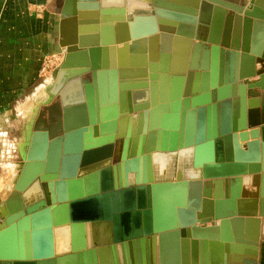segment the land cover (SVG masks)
I'll use <instances>...</instances> for the list:
<instances>
[{
	"label": "water",
	"instance_id": "1",
	"mask_svg": "<svg viewBox=\"0 0 264 264\" xmlns=\"http://www.w3.org/2000/svg\"><path fill=\"white\" fill-rule=\"evenodd\" d=\"M96 1L65 0L61 16L82 19ZM162 1L129 22V48L149 40L138 70L116 69L113 48L101 65L107 44L95 39L63 44L0 205V264H57L61 254L106 264L105 252L109 264H209L218 225L225 243L211 264H256L257 232L232 243L228 227L240 237L237 218L264 217V0ZM177 53L182 65L170 69ZM158 153L175 170L158 172ZM230 181L254 189L223 196Z\"/></svg>",
	"mask_w": 264,
	"mask_h": 264
},
{
	"label": "crops",
	"instance_id": "2",
	"mask_svg": "<svg viewBox=\"0 0 264 264\" xmlns=\"http://www.w3.org/2000/svg\"><path fill=\"white\" fill-rule=\"evenodd\" d=\"M64 1L0 0V144L3 142L0 145V155L4 153L5 145L10 141V137L13 138V133L20 130L21 125L26 128L33 119L37 108L36 100L38 102L44 97L37 95L40 88L38 85L43 80L35 83L42 58L47 54L60 52L62 53L61 64L64 58L63 44L70 42L74 36L84 37L88 43L95 39L96 43L107 44L101 47L99 60L101 65H104L105 58H110V48L114 49L116 69L122 68L124 71L133 72L149 63L148 39L138 40L129 48L131 34L129 22L135 16L152 15L153 0H97L95 3L97 6L85 9L83 12L85 17L82 19L75 16L62 18ZM162 2L173 5L168 0ZM164 9L172 11L168 6ZM158 42L160 43V40L157 37V45ZM105 50L108 53L104 54ZM180 57L182 56L179 53L171 54L167 66L170 69L181 66ZM155 63L160 65V59L156 58ZM259 67L257 63L255 68ZM84 77L88 78L89 75ZM35 90L37 96L34 95ZM13 144L16 150L17 145L21 150L24 149L22 142L16 138ZM241 189L253 191L254 187L244 184ZM241 189H236L231 181L226 187L223 185L218 187L223 196L226 192L228 196H231L238 190L240 192ZM228 206L230 205L224 204V207ZM213 211L214 213L216 211L215 205H213ZM237 219H241L240 227L236 228V234L240 233V237L235 235L233 226L230 224L228 229L231 242L235 243L238 238L245 241L247 229L253 228L259 236L256 264H264V217L256 215ZM219 223L214 222V224ZM206 225H211V222ZM218 226L221 227V225ZM220 227H217L218 239L213 242L215 244L210 242L207 248L209 264H211V257L212 259L214 256L217 257L219 245L225 243L221 238ZM181 250L180 244L170 248V251H176L178 256L181 255ZM190 253L188 248V254ZM105 262L109 264L106 252Z\"/></svg>",
	"mask_w": 264,
	"mask_h": 264
},
{
	"label": "rangeland",
	"instance_id": "3",
	"mask_svg": "<svg viewBox=\"0 0 264 264\" xmlns=\"http://www.w3.org/2000/svg\"><path fill=\"white\" fill-rule=\"evenodd\" d=\"M35 8V7H34ZM33 9V8H32ZM40 13V12H37ZM62 60V53L56 52V53H51L47 54L42 58L40 68L38 71V79L35 83L42 82L38 85L40 88L42 85L45 83L46 79L48 77H53L54 79V72L55 68L59 67L60 61ZM38 89V91L40 90ZM36 90L34 91V95H36ZM42 95L43 93H37V95ZM36 95V96H37ZM44 96V94H43ZM41 97V96H40ZM46 97V96H44ZM43 97V99H44ZM42 99V100H43ZM34 100V99H32ZM37 103V100H36ZM21 132V133H20ZM14 136L13 138L10 137V141L8 144L6 143L5 148H4V153L0 155V205H2L4 199L8 196L10 191L12 190V180L15 177L18 169L20 168V155L18 153L19 150H16L15 145L13 142H15V138L17 140H21L22 138V131L21 129L15 131L13 133ZM3 142L0 144L2 145ZM1 153V151H0Z\"/></svg>",
	"mask_w": 264,
	"mask_h": 264
},
{
	"label": "bare ground",
	"instance_id": "4",
	"mask_svg": "<svg viewBox=\"0 0 264 264\" xmlns=\"http://www.w3.org/2000/svg\"><path fill=\"white\" fill-rule=\"evenodd\" d=\"M53 81H54L53 77L52 78L51 77H48L46 79L45 83L42 85V87L38 91V93H43L44 96H46V97H44L43 100H39L37 102V106H39V104L44 103V102L47 101L48 96H49L48 91H49L50 86L52 85ZM24 130H25V127L23 126L22 138L20 140V142H22V144H23V148L25 147ZM17 147H18V150H19L20 153H23L25 151L24 149L21 150L19 148V145H17ZM173 157L174 156H171L170 154H166V153H158L157 155H155L154 156V163H155V167H156L157 171L160 172V173H164L166 169H167L168 172H170L169 168H173L175 170V168H176V165L174 164L175 157L174 158ZM19 163L21 164V161H19ZM20 167H21V165H20ZM183 175H187V174L184 172ZM252 177L253 176H247L246 179L248 181H251L252 180ZM55 235L57 237V244H56L57 250L60 251V252H62L65 249V240L68 237L67 236L68 233H66L65 228L62 227V228H59V229H57L55 231ZM56 261H57V264H75L73 257L70 256V255H68V254H61V255H59L57 257Z\"/></svg>",
	"mask_w": 264,
	"mask_h": 264
}]
</instances>
